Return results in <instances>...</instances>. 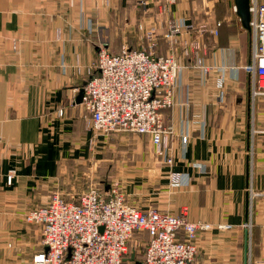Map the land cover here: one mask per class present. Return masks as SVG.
<instances>
[{"label":"crops","instance_id":"crops-1","mask_svg":"<svg viewBox=\"0 0 264 264\" xmlns=\"http://www.w3.org/2000/svg\"><path fill=\"white\" fill-rule=\"evenodd\" d=\"M164 5L0 0V264H32L42 249L41 234L23 215L47 202L52 183L69 175L72 164L94 161L103 148L104 137H94L75 102L93 73L99 45L113 53L121 46L141 49L151 28L155 54L174 52L181 66L173 105L163 111L173 163L155 156L148 135L121 138L119 146L127 149L122 153H138L122 155L132 157V165L114 161L122 168L121 191L140 207L173 215L186 209L190 221L212 225L196 239L200 261L264 264V95H253L245 68L250 31L234 0ZM179 20L190 27L171 39L169 24ZM216 23L215 36L210 30ZM195 43L211 68L206 75L195 68ZM9 170L16 171L11 185L5 179ZM173 174L181 177L178 186L171 185Z\"/></svg>","mask_w":264,"mask_h":264},{"label":"built area","instance_id":"built-area-1","mask_svg":"<svg viewBox=\"0 0 264 264\" xmlns=\"http://www.w3.org/2000/svg\"><path fill=\"white\" fill-rule=\"evenodd\" d=\"M163 1L164 6L175 3ZM249 13L251 56L245 68L252 76L253 95L257 96L264 95V0H250ZM219 26L216 23L210 33L216 36ZM189 27L182 20L171 21L169 37ZM145 40L147 45L141 49L121 46L116 53L99 45L93 73L82 86L80 105L94 137L107 138L113 133L148 135L155 156L172 165L171 131L164 125L163 111L173 105L181 66L174 52L155 54L153 28L145 33ZM190 47L195 53V68L206 75L211 68L198 55L201 44ZM183 52L188 56L190 49ZM223 83L221 78L218 87ZM181 142L186 143L187 137L183 136ZM15 177L16 171L9 170L7 185ZM171 181L172 186H178L181 177L173 174ZM23 220L41 234L42 249L33 256L32 264H125L129 242L137 231L148 233L142 264H211L197 258L196 239L212 225L190 221L186 209L177 215L151 207L141 210L116 184L102 189L90 186L72 200L56 193L44 205L26 212ZM217 228L229 230L231 225Z\"/></svg>","mask_w":264,"mask_h":264},{"label":"rangeland","instance_id":"rangeland-1","mask_svg":"<svg viewBox=\"0 0 264 264\" xmlns=\"http://www.w3.org/2000/svg\"><path fill=\"white\" fill-rule=\"evenodd\" d=\"M140 135L129 133H113L109 137L104 138L103 148L98 149V157L94 161L85 164H72L68 168V174L61 176L59 179L54 180L51 186V192L48 194V202L54 194L60 195L65 200H72L73 197L78 196L84 192L88 187L95 186L97 188H108L110 185L116 184L119 189H123L122 181L118 174H121V167L115 164V160H119V164L126 163L132 165V157L124 158V156H134L138 154L137 151L130 149L129 153H122L127 150L119 146L121 138H130L132 141ZM112 145V146H111ZM124 155V156H122ZM134 159V158H133ZM130 160V162L128 161ZM128 161V162H127ZM126 174V173H125ZM133 176V175H132ZM135 177V176H133ZM137 177V176H136ZM131 204L141 210H147L145 207H140L135 201L134 196L126 195ZM46 202V203H47ZM151 208H155L150 206ZM11 247V246H10ZM146 247V237L143 234L134 233L133 238L129 242L128 253L130 258L132 252H135L134 260L126 261L125 264H142L143 252Z\"/></svg>","mask_w":264,"mask_h":264},{"label":"water","instance_id":"water-1","mask_svg":"<svg viewBox=\"0 0 264 264\" xmlns=\"http://www.w3.org/2000/svg\"><path fill=\"white\" fill-rule=\"evenodd\" d=\"M249 1L250 0H234L237 15L239 16V18L241 20L242 26L248 31H250V27H249V21H250ZM82 96H83V89H81L79 91V94H78L76 101H75L76 104L81 103ZM101 230H102V228H101ZM45 251H47V248L45 249ZM134 257H135V252L133 251L130 258L124 259V262H126L128 260L132 261V260H134Z\"/></svg>","mask_w":264,"mask_h":264},{"label":"trees","instance_id":"trees-1","mask_svg":"<svg viewBox=\"0 0 264 264\" xmlns=\"http://www.w3.org/2000/svg\"><path fill=\"white\" fill-rule=\"evenodd\" d=\"M137 235L138 234H143V236H145L146 237V243H147V240H148V233L146 232V231H137V232H135Z\"/></svg>","mask_w":264,"mask_h":264}]
</instances>
